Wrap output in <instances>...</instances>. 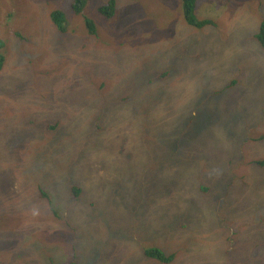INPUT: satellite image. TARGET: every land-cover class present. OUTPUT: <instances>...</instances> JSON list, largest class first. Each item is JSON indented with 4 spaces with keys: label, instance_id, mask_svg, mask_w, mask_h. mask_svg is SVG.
Returning <instances> with one entry per match:
<instances>
[{
    "label": "rangeland",
    "instance_id": "obj_1",
    "mask_svg": "<svg viewBox=\"0 0 264 264\" xmlns=\"http://www.w3.org/2000/svg\"><path fill=\"white\" fill-rule=\"evenodd\" d=\"M69 1L0 0V156L14 155L0 173V264H159L150 248L179 249L172 264H264V168L251 164L264 142L247 141L264 136V52L253 38L264 0H200L198 17L216 22L200 30L183 21L181 0H149V12L146 0H116L110 20L88 6L102 45L81 15L63 34L49 24ZM191 44L199 59L183 54ZM228 60L248 61L234 68L242 84L212 99L223 71L232 75ZM145 70L141 79L164 80L139 85ZM101 106L96 134L88 122ZM78 112L76 128L68 116ZM209 112L236 133L228 142L213 123L201 133Z\"/></svg>",
    "mask_w": 264,
    "mask_h": 264
},
{
    "label": "trees",
    "instance_id": "obj_2",
    "mask_svg": "<svg viewBox=\"0 0 264 264\" xmlns=\"http://www.w3.org/2000/svg\"><path fill=\"white\" fill-rule=\"evenodd\" d=\"M198 1H200V0H181V14H182L183 21L184 22L186 21L185 22L186 25H188L190 27H193V28H196V29H199V30L203 29L204 27H207L209 29V28H212V27L216 26V22L215 21L210 20V19H201V18L198 17V14H197ZM102 2L103 3L100 5V2L95 1V0H93V1L92 0H70L69 3H68V7L71 10H69V12L66 13L63 10V8H59V9L56 8V9H52L51 11H49V13H48L49 24H51L53 29L57 31V34H63V32L65 31L66 27L67 26H71V24L69 23L70 19L73 18V17L76 18V17H78V15H81L82 18H83V23L85 25V29L87 30L86 32L88 33L90 38H93L95 40H99L101 38V36H100V34H97L98 33V26L95 24L94 20L86 12H85L86 15L84 14V11L87 10L88 6L96 7V10H97L99 15H101V16H103V17H105V18L110 20L111 18L114 17V14L116 12L115 11L116 0H105V1H102ZM148 2H149V0H146L147 7H146L145 10L147 12H149V10H150ZM68 14H71V15H68ZM12 16H13V14L10 13V14H8L7 18H10ZM208 29H206V30H208ZM255 33L256 32H254L253 38L256 40V42H257V44H258V46L260 48V51L264 52V22H262L259 25L257 33L256 34ZM21 39L24 40L23 37ZM210 41H212L211 38H210ZM103 42L104 41L102 40V38H101L100 41H98V43H100V45H102ZM122 43L123 42L121 41L120 45ZM4 45H5L4 41L0 40V72L3 69L4 60H5L4 53L2 52V50L4 48ZM95 46L96 45L90 46V47H95ZM194 46L195 45L191 44V45H188L187 47H184V48H187V49H184V53L183 54L188 53L189 51H193L194 54L191 57L193 59H199V57H200L199 55L202 54V51L192 50V48ZM94 59L95 60H100L101 58L97 56L96 58L94 57ZM76 60H79V59H76ZM88 60H89V58H88ZM195 61H201V60H195ZM228 61L230 62L231 66H232V75L233 76L230 74L229 77L224 78L225 77L224 75H226V72L223 71V79H225L224 80L225 84L222 87H220V88L210 89V90L207 91V93L212 97V99H215L216 96H218V97L224 96L227 92H232V89L238 88L242 84L241 79L243 80V78L238 76V74L235 72L234 68H235V65H236L237 66L236 67L237 68V72H246L245 71V67H246L248 61H242V60H231V61L228 60ZM98 64H100V63H98ZM251 66H252V63H251ZM144 72H149V70L143 71L141 73L140 77L138 76L137 80H138L139 85L140 84L141 85H148V84L150 85L154 81L161 82V81L164 80L163 79L164 73H162L161 75L159 74V76H158L159 80H157V79H141ZM217 77H218V74H215V75L212 76V78H209V77L208 78L212 79V80H215V79H217ZM166 78H168V79L173 81V75H171L170 77H166ZM101 82H99V84H98V90H102L105 87V85H106L103 81H101ZM58 94H60V93L58 92ZM28 111H29V108H28ZM30 111H29V113H30ZM49 112L51 113L50 110H49ZM104 113H105V106H101L100 111L96 114L97 115L96 119L91 123V125L88 122V125L91 126V129H90L91 132L93 131V132H96V134H98L99 132L104 130V126H103V124H104L103 122H105L103 120V119H105V114ZM209 113H207V114L203 113V114H201L199 116V117H201L203 119V121H206V120H213L214 121V122H211V123L203 124V126L201 128H199L201 130V133H203L204 131H208L207 126L208 125L210 126L213 123L212 124L213 127H215V125H217L218 129H220L221 131H226L227 132L224 135V140H226L227 142H228L230 137H233V136L236 135V133L232 131L231 127L229 128V127H225V126L219 125L220 122H219V120L216 119L214 113H210V114ZM41 114H42V112L39 109L35 110L34 112H31L32 116H37V115H41ZM78 116H82V114L80 112H78L77 117ZM77 117L76 116H72V115L68 116V120L72 121L74 123V125L76 126V128L78 127V125L80 123L83 122V116L80 119H77ZM181 118L184 121H187V120H190V119H195V116H192L189 113L188 116L187 115H183ZM87 119L88 118H86V120ZM57 121L53 122L50 125H46V130L48 132H50V133H55L58 130L59 126H60L59 122H57ZM250 128H251L250 126L244 127L246 132H250L251 131ZM89 134L92 135L94 133L91 134L89 132ZM239 135L241 136V132L239 133ZM69 136L70 135L68 134V137ZM91 137L89 139H87L86 141L95 143V141H94L95 139H93ZM247 141H249L251 144L261 143V142H264V136H260L257 139L248 138ZM4 150L5 151L0 156V164H2L4 166V169H2L0 171V173H4L8 169H10L12 167V160L14 159V155L12 156V159H11L10 151H8L6 149H4ZM46 152H48L47 149H46ZM10 160H11V162H10ZM50 164H51L50 162L46 161V162H44L42 164V166H40L38 168V170L41 169V172L43 174V172L45 170L44 168L46 166L50 165ZM251 164L252 165L254 164L255 166H258L259 168H264V159L263 160H259V161H253ZM1 180H0V183H1ZM174 184L175 183H172L171 187L174 186ZM70 188H71L72 194H73L75 199L81 197V190L77 186L72 185ZM198 189H199V191L196 190V194H198L200 191H201L200 192L201 195H204V193H206V194L209 193V187L201 186ZM200 193H199V195H200ZM40 197L46 198L45 194H43L42 192L40 194ZM188 206L195 207V204L192 202V203L188 204ZM225 224H226V222H222V223L218 224L216 226L215 231H222ZM11 234H15V233H11ZM257 235H260L259 232L257 233ZM5 250L8 253V256L4 257L5 259L12 258V256H17V255L13 254V251L11 249H9V250L5 249ZM144 254H145V256L148 259L157 261L159 264H172L174 262V259L176 257H178V255H179V249H177L174 253L166 255L164 252H162L158 248H150V249L144 250ZM66 264H76V263L73 260H71V261H69Z\"/></svg>",
    "mask_w": 264,
    "mask_h": 264
},
{
    "label": "bare ground",
    "instance_id": "obj_3",
    "mask_svg": "<svg viewBox=\"0 0 264 264\" xmlns=\"http://www.w3.org/2000/svg\"><path fill=\"white\" fill-rule=\"evenodd\" d=\"M186 22V21H185ZM254 165V164H253ZM254 180V179H253ZM255 180H257V179H255ZM257 186V185H256ZM251 188V187H250ZM243 190V189H242ZM201 192V191H200ZM205 192V191H204ZM199 194V193H198ZM238 196V195H237ZM237 199V198H236ZM234 200V199H233ZM195 202V201H194ZM250 205V204H249ZM242 208H243V206H242ZM2 241V240H1ZM3 242H4V240H3Z\"/></svg>",
    "mask_w": 264,
    "mask_h": 264
}]
</instances>
